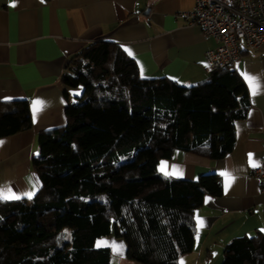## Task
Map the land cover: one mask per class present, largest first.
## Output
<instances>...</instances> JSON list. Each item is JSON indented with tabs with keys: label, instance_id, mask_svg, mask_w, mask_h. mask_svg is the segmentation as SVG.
Here are the masks:
<instances>
[{
	"label": "trees",
	"instance_id": "trees-1",
	"mask_svg": "<svg viewBox=\"0 0 264 264\" xmlns=\"http://www.w3.org/2000/svg\"><path fill=\"white\" fill-rule=\"evenodd\" d=\"M61 81L65 124L38 133L31 198L0 199V264H109L113 235L141 264H177L193 250L194 211L222 193L215 173L195 179L158 171L176 151L221 159L245 117L247 88L237 71L212 70L185 85L143 77L116 43L93 41L70 59ZM32 126L28 101H0V138ZM69 230V234L65 231ZM221 264H264V231L231 239Z\"/></svg>",
	"mask_w": 264,
	"mask_h": 264
},
{
	"label": "crops",
	"instance_id": "crops-1",
	"mask_svg": "<svg viewBox=\"0 0 264 264\" xmlns=\"http://www.w3.org/2000/svg\"><path fill=\"white\" fill-rule=\"evenodd\" d=\"M195 0H0V101L25 99L31 128L0 138V189L19 199L40 187L32 168L38 155V133L65 124L66 95L71 102L82 88L62 83L71 57L93 41L121 46L143 77L164 76L185 85L207 78L205 52L215 47L200 27L177 16L192 10ZM15 4V6H13ZM131 52V55L129 54ZM248 97L244 118L235 121V143L221 159L176 151L161 159L158 171L174 178L217 174L222 193L206 195L194 211L193 250L177 264H221L223 248L240 235L264 231V193L251 176L264 152V43L243 49L235 63ZM242 73L259 85L252 94ZM41 108L34 114V102ZM251 157V159H250ZM227 174V175H224ZM15 200V199H2ZM203 222L201 226L200 222ZM123 246L122 253L113 246ZM110 248L109 264H141L126 257V247L113 235L95 240Z\"/></svg>",
	"mask_w": 264,
	"mask_h": 264
},
{
	"label": "built area",
	"instance_id": "built-area-1",
	"mask_svg": "<svg viewBox=\"0 0 264 264\" xmlns=\"http://www.w3.org/2000/svg\"><path fill=\"white\" fill-rule=\"evenodd\" d=\"M177 16L199 26L204 38L214 40L215 47L205 52L210 71H235L243 49H257L264 43V0H195L192 10ZM251 176L264 193V152Z\"/></svg>",
	"mask_w": 264,
	"mask_h": 264
},
{
	"label": "snow or ice",
	"instance_id": "snow-or-ice-1",
	"mask_svg": "<svg viewBox=\"0 0 264 264\" xmlns=\"http://www.w3.org/2000/svg\"><path fill=\"white\" fill-rule=\"evenodd\" d=\"M13 6H15V4H13ZM129 54L131 55L130 51H129ZM242 75L244 76L246 82L249 84V87L252 91V94L255 95L257 93V90L259 87V85L256 81V78L248 75L247 73H242ZM41 106L42 105H41L40 101L34 102V114H35V112H38L40 110ZM250 159H251V157H250ZM252 166L256 167L257 165L255 163H253ZM224 175H227V174H224ZM27 195L29 196V198H31L32 193H28ZM19 198H20L19 196H16L15 194L11 193V190L0 189V199H19ZM200 223H201V226H203V222L201 221ZM113 247H114L115 251L122 253V249H123L122 245H120L119 247H116V246H113ZM181 264H182V262H181Z\"/></svg>",
	"mask_w": 264,
	"mask_h": 264
},
{
	"label": "rangeland",
	"instance_id": "rangeland-1",
	"mask_svg": "<svg viewBox=\"0 0 264 264\" xmlns=\"http://www.w3.org/2000/svg\"><path fill=\"white\" fill-rule=\"evenodd\" d=\"M65 231L69 234V230L65 229ZM240 236H242V235H240Z\"/></svg>",
	"mask_w": 264,
	"mask_h": 264
}]
</instances>
